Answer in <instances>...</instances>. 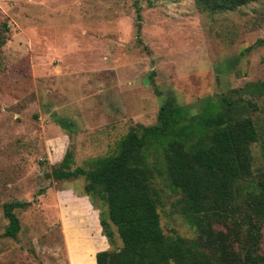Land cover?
<instances>
[{
  "label": "rangeland",
  "instance_id": "374dc122",
  "mask_svg": "<svg viewBox=\"0 0 264 264\" xmlns=\"http://www.w3.org/2000/svg\"><path fill=\"white\" fill-rule=\"evenodd\" d=\"M0 36V236L4 205L24 204L16 237L0 238V264H95L121 246L102 236L83 178L47 177L66 151L86 167L131 127L153 125L167 98L195 110L264 82V0L224 13L194 0H0ZM252 99L257 169L264 96ZM176 198L164 189L163 232L191 237Z\"/></svg>",
  "mask_w": 264,
  "mask_h": 264
},
{
  "label": "trees",
  "instance_id": "16d2710c",
  "mask_svg": "<svg viewBox=\"0 0 264 264\" xmlns=\"http://www.w3.org/2000/svg\"><path fill=\"white\" fill-rule=\"evenodd\" d=\"M194 1L201 11L224 13L258 0ZM263 96L264 82H255L205 97L195 110L167 98L156 122L131 127L111 154L72 168L66 151L47 177L83 178L102 236L111 247L115 234L121 242L97 252L95 264H264V165L253 166L259 134L251 116L252 98ZM164 189L177 195L174 207L191 237L163 232ZM23 207L4 205L8 226L0 238L16 237L13 211Z\"/></svg>",
  "mask_w": 264,
  "mask_h": 264
}]
</instances>
